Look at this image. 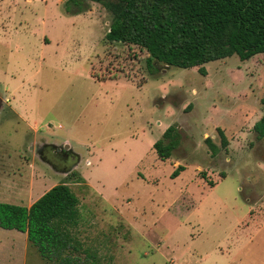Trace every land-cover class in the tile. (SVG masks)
Returning a JSON list of instances; mask_svg holds the SVG:
<instances>
[{
	"label": "rangeland",
	"instance_id": "rangeland-1",
	"mask_svg": "<svg viewBox=\"0 0 264 264\" xmlns=\"http://www.w3.org/2000/svg\"><path fill=\"white\" fill-rule=\"evenodd\" d=\"M66 1L0 0V202L29 207L68 184L76 234L100 264H264V139L253 130L264 54L211 62L206 76L164 65L149 76L146 51L106 43L103 7L67 14ZM172 125L181 143L162 161L153 145ZM218 129L230 145L212 157L205 140L220 145ZM42 142L80 164L53 169L36 155ZM0 264L49 263L0 228Z\"/></svg>",
	"mask_w": 264,
	"mask_h": 264
},
{
	"label": "trees",
	"instance_id": "trees-1",
	"mask_svg": "<svg viewBox=\"0 0 264 264\" xmlns=\"http://www.w3.org/2000/svg\"><path fill=\"white\" fill-rule=\"evenodd\" d=\"M90 3L99 4L112 18L106 43L148 53L149 76L159 74L158 65L198 68L206 76L205 66L211 62L233 56L245 62L264 54V0H67L65 12L85 13ZM253 130L258 140L264 139V117ZM218 132L220 145L211 137L205 140L212 157L230 145L225 132ZM181 139L179 127L172 125L153 148L167 161ZM185 170L179 165L171 178ZM80 219L79 197L68 184L54 186L30 207L0 202V228L27 234L30 246L49 264H100L78 239Z\"/></svg>",
	"mask_w": 264,
	"mask_h": 264
},
{
	"label": "flooded vegetation",
	"instance_id": "flooded-vegetation-1",
	"mask_svg": "<svg viewBox=\"0 0 264 264\" xmlns=\"http://www.w3.org/2000/svg\"><path fill=\"white\" fill-rule=\"evenodd\" d=\"M2 100L0 99V112L2 111ZM32 150V148H31ZM50 149L47 143L42 142L36 148V155L43 160L44 163L52 167L53 169L61 168V170H65L66 172H71L74 168L78 167L80 164L81 158L78 154L74 152L73 149L67 148L65 149L63 146L54 147L52 150V154L54 158L49 157ZM68 158L71 163L69 165L67 163Z\"/></svg>",
	"mask_w": 264,
	"mask_h": 264
},
{
	"label": "crops",
	"instance_id": "crops-1",
	"mask_svg": "<svg viewBox=\"0 0 264 264\" xmlns=\"http://www.w3.org/2000/svg\"><path fill=\"white\" fill-rule=\"evenodd\" d=\"M30 207V206H29ZM23 234V233H22ZM26 237H27V234H24ZM25 238V237H24ZM27 242H28V239H27ZM28 244H29V242H28ZM30 245V244H29ZM173 264H186V262H184L183 261V259H180V258H178V259H175L174 260V263Z\"/></svg>",
	"mask_w": 264,
	"mask_h": 264
}]
</instances>
